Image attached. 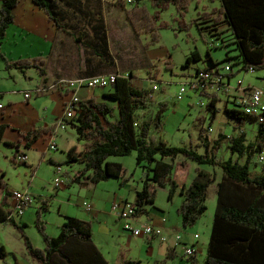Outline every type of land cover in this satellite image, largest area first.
I'll return each instance as SVG.
<instances>
[{
	"label": "trees",
	"instance_id": "1",
	"mask_svg": "<svg viewBox=\"0 0 264 264\" xmlns=\"http://www.w3.org/2000/svg\"><path fill=\"white\" fill-rule=\"evenodd\" d=\"M18 0H0V41L6 26L12 21V8ZM41 8L56 26L61 27L63 17L66 18V8L79 9L80 1L77 0H31ZM155 9L148 11L143 4L133 5L123 9L121 0L112 3L118 4L124 10L130 27L135 35L147 33L148 39L142 42V49L158 39L157 28L165 26V22H158L159 10L167 4L174 5L179 14V23L187 0H149ZM139 2V0H135ZM98 3V2H97ZM97 6L100 8L99 3ZM66 7V8H65ZM217 13L210 17L211 25L223 21L231 34L234 54H225L222 59L228 65V81L232 74V62L238 63L237 69L247 70L248 67L262 68L264 70V0H219ZM207 15L208 12H203ZM105 43V37L101 39ZM221 43L224 44L223 38ZM208 53V52H207ZM210 65L195 68L214 71L211 67L216 61L209 56ZM234 60L229 62L230 58ZM199 53L193 49L185 57V63L198 59ZM227 62V63H226ZM5 66H13L23 70L34 67L39 75L44 74L43 60L37 57L26 59L16 58L10 62L5 61ZM169 66L168 61H165ZM116 74L111 83V90L103 95L114 100L116 115L111 116V105L104 101L89 99L78 102L70 125L74 127L78 139L81 140V149L73 153L68 149L65 161L75 160L80 163L78 173L71 180L84 182H97L107 177H120L122 166L120 162L109 160V155L127 154L134 150V161L144 171L141 185L134 193L131 205V214L138 217H148L147 206L153 203L156 187L167 186V198L178 186L181 200L176 208L180 222L183 226L191 225L204 211V198L208 184L214 183L215 203L210 220V227L204 255L199 261L193 254L187 255V264H264V162L258 171L250 172L248 162L254 151L261 149L258 140L244 142V130L240 127L243 121H257L256 136L264 137V120L258 121L255 116L246 113L241 108L240 102L232 101L230 106H223V113L234 119L233 127L236 134L226 135L218 132L216 137L208 138L205 128L199 126L198 135L204 145L205 152H197L187 146L167 144L160 138H155L153 132L161 124V107L152 115H142L147 107L150 97H147L139 88L130 82L131 72ZM193 73V74H194ZM130 75V77H128ZM151 76V75H150ZM148 76V78H151ZM153 84V83H152ZM151 84V85H152ZM155 85V84H154ZM248 88V87H247ZM150 89H154L150 87ZM244 89V88H243ZM206 93L204 91H199ZM241 98L240 96H238ZM215 95L212 93L205 106L214 115ZM104 122H102L103 120ZM4 125L0 123V142L7 143L18 149L17 143L2 141ZM39 131L32 130V137ZM28 146V133L23 135ZM227 139L231 153L243 155L242 162L228 156L217 159L214 151L221 139ZM181 154L198 162L218 165L221 174L218 179L213 170L195 167V174L187 184H179L172 176L174 162L172 159ZM11 160H15L10 156ZM16 161V160H15ZM48 163L54 164L51 158H46ZM25 163V160L19 161ZM181 164V162H179ZM3 171L0 170V188L4 186ZM9 190L0 194V221H9L17 227L9 212L7 200ZM45 202V201H43ZM46 208L45 206H43ZM38 231L42 235L43 246L36 247L23 235L28 254L36 264H137V260L130 257H121L114 263H109L91 240L89 221L73 215H64L63 221L58 226L54 235L47 234L38 211L34 217ZM3 248L0 245V255ZM8 264V263H5ZM13 264H17L14 262ZM151 264H162L153 261Z\"/></svg>",
	"mask_w": 264,
	"mask_h": 264
},
{
	"label": "crops",
	"instance_id": "2",
	"mask_svg": "<svg viewBox=\"0 0 264 264\" xmlns=\"http://www.w3.org/2000/svg\"><path fill=\"white\" fill-rule=\"evenodd\" d=\"M79 1V9L65 7L68 11L66 18L63 17L61 21V28L56 26L53 20L48 18L45 12L31 0H18L12 8V21L6 26L0 41V100L3 103V108L0 109V123L4 125L2 141L17 143L18 149L15 151L13 146L4 142H0V144L2 143L8 148V152H5L8 157L14 156L17 151L25 154L24 160L29 167V176L32 182L29 179L24 189L32 195L35 191H39L38 188L32 187L33 179L37 177V172L34 174L33 172L39 163L47 162L46 158H51L59 164V161L68 157L67 150L69 148L73 149V153H77L81 149V141L75 144L72 138L73 134L65 131L66 126L63 128L55 126L56 120L63 114V103L71 92L77 95L78 102L89 99L104 101L112 106L110 117L116 115L114 100L103 95V92L111 90V84L100 87L97 96L98 92L94 89L98 86L88 87L81 84L72 87L59 81L106 72L124 74L126 72L123 70L124 67L131 72V69L137 65L139 55H142L139 49L142 48L144 39L139 41V35L133 33L122 8L111 4L112 2L107 4L105 0ZM74 2L76 3L77 0ZM97 2L100 8L97 6ZM103 37H105V43L101 41ZM209 56L214 61L210 54ZM19 57L42 59L44 74L39 75L36 69L31 66L23 68V70L13 66H5V61L10 62ZM260 77L264 78L262 74ZM250 85L252 84H247L240 92L232 91V97L227 96L228 98H226V106L230 101L238 100V96L247 95V87ZM23 90H29L27 97L23 96ZM206 93L208 94V91ZM227 95L229 94L227 93ZM70 120L72 117L66 118L65 125H70ZM32 130L39 131L35 137L29 134ZM61 130H64L66 135ZM218 132L223 133L216 131V134ZM25 133H28L27 147L24 146L26 138L23 135ZM61 135L65 136L63 144L57 138ZM49 137L54 138L55 147L65 150L66 157H59L63 154V150L58 155L54 149L48 147ZM31 152H34L32 157ZM29 156L33 159L30 160ZM110 160L120 162L122 166L120 177H107L97 182L84 183L71 180L78 173L80 163L75 160L69 161L70 166L65 172L73 184L67 180L64 181V184L67 188L65 191L66 198L69 199V196L71 198L69 200L62 199L61 195L57 194L59 185H53V189L47 190L48 193L41 196L45 202H42L40 206L47 208L48 203L46 201L48 198L57 202L56 214L59 220L56 222V230L47 233L44 226V231L47 234H56L64 215L70 214L89 221L91 240L108 262L110 260L106 254L108 255L109 249L105 246L108 241L107 238L112 237L117 231L124 233L123 239L117 236L116 245L112 248L111 253L112 262L109 263H114L123 256L137 260V264H151L153 261L160 260L162 264H187V255L183 253L182 249L184 245L193 248L192 254L195 257L196 247L203 248L205 251L208 235L205 239L193 230V225L186 227L181 222L180 234L175 232V226L166 222L164 207H158L154 204L158 188H161L165 192L167 202L169 200V204H174L176 211L181 200L178 186L171 192L169 198H167V186L156 187L153 203L147 206L148 217L138 216L136 218L144 219L160 227L159 234L148 236L132 234L123 229L122 218L110 208V203L112 200L130 202L135 191L141 185L144 171L140 167V171L135 175V169L132 168L131 171H127L126 163L121 159ZM178 162L181 164H174L172 176L178 185L185 184L187 171L183 167V159ZM56 163H49L52 165L53 173H55L54 165ZM255 171L258 170H252V172ZM122 188H125L123 190H126V193L122 192ZM6 189L9 190L10 188ZM130 191L131 194L129 195ZM1 192L2 190H0V194ZM211 192L215 193L214 183H211ZM7 200H9L8 197ZM82 201L86 202L88 208L82 204ZM30 206L39 207L31 201L15 220L11 215L15 223L27 225L26 219L29 215L33 216L34 222L36 212L33 214ZM104 213L111 215V217H106ZM208 227H210V222ZM175 234H179L178 240L175 239ZM103 239H107L106 242ZM35 242L38 245L39 242L37 240ZM0 243L4 248L3 243ZM132 247L134 250L130 252ZM154 250L157 252L155 253Z\"/></svg>",
	"mask_w": 264,
	"mask_h": 264
},
{
	"label": "rangeland",
	"instance_id": "3",
	"mask_svg": "<svg viewBox=\"0 0 264 264\" xmlns=\"http://www.w3.org/2000/svg\"><path fill=\"white\" fill-rule=\"evenodd\" d=\"M113 1L115 0H105L107 4ZM121 4L123 9L130 8L135 4H143L145 8L151 12L155 9V7L150 4L149 0H139L138 3L135 2V0H121ZM116 6L120 8L118 4ZM217 7H219V0H187L185 9L182 12L183 14L181 18L183 23L181 24L178 22L180 16L173 4L169 3L165 8L159 10V17L156 20V23L165 22L166 25L157 28L158 39L147 47L148 50H143L140 47L139 51L142 55H139L137 65L131 69L133 75L130 77L131 84L139 88L147 97H150L147 102V107L142 111H139V114L152 115L157 108L161 107V124L157 130L153 132L155 138H160L167 144L191 147L201 153L205 152V148L198 135L199 126L205 128L204 132L207 133L208 138L216 137V131H221L226 135L236 134L237 129L233 127L234 119L226 116L222 111L223 106H226L225 101L226 98H228L227 96L231 98L233 95L231 93L232 91L236 93L240 92L247 84L261 85L264 82V78L260 77L261 74L264 76V70L262 68H254L253 71H247L244 69L236 70L238 63L232 62L231 70L233 72L228 76L229 79L227 85L230 87L228 90L219 88L215 91H211L209 89L207 94L186 86L181 97L179 99L175 98L174 94L177 91L179 84L190 79L193 76L196 67L202 68L210 65L208 53L216 61L211 67L217 68L219 72H225L222 76L224 82L226 80V74L230 72L229 70H224L223 65L225 60L222 59L225 50L227 54L230 55L235 52L232 48V42H229L231 39L229 29L223 21L211 25L212 19L210 17L217 13ZM203 12H208V14L205 15ZM148 37L149 35L147 33H140L138 39L139 41H142L143 39H148ZM221 38H223L224 44L221 43ZM193 49L199 53V58L185 63L186 55ZM166 60L168 61L169 66H166ZM232 60H234V58L231 57L229 62ZM124 68L125 69L123 70L128 72V69L126 67ZM148 76L151 78H148ZM152 83L156 85L154 89H150ZM237 86H239V90L236 88ZM94 90L98 92V96L100 87H95ZM210 92L214 93L216 97V110L213 116H211V112L205 106V103L210 97ZM227 93L229 95H227ZM230 105L231 103L229 102L228 106ZM257 125V121L245 119L240 126L244 130V142L258 140L261 144V149L254 151L250 156L248 162V169L250 172H252L253 169L259 170L261 164L264 162V137L260 138L256 136ZM65 126V131L73 134V142L75 144L79 143L81 140L78 139L74 127L69 124ZM61 131L65 132L64 130ZM66 132L64 135H66ZM64 135L57 136L62 144L65 139ZM72 138L70 139L72 140ZM228 144L229 142L227 139H221L214 151L215 157L217 159H225L230 156L231 158H236L239 162H242L243 155L238 156L236 152L231 153L227 146ZM52 149H54L58 155L60 154V151L63 150L61 148L59 149V147ZM5 152H8V148L1 143L0 170L3 171L2 180L4 182V186L0 188V190H2L1 193L7 190L6 188L8 187L10 189H24L29 179L32 182V179L29 176V167L23 162L11 160ZM33 153L34 152L30 153L31 157L33 156ZM62 153L63 154H61V156L59 155V157H66L65 150H63ZM134 154V150H131L127 154L109 155L106 158L109 160L121 159L126 163L127 171H131L132 168H134V174L137 175L140 171V166L135 163ZM259 155H262V159L260 160ZM31 157L29 156L30 160L33 159ZM180 159H183V167L187 171L185 184L189 183L193 178L195 167L209 171L213 170L216 179H218L221 174V169L218 165L198 162L191 158L184 157L181 154H177L172 161L175 165H179L178 161ZM59 162L61 170L58 175L62 181L58 184L59 188L57 189V194L61 195L62 199H67L65 192L67 188L65 187L64 181L67 180L68 182H71L68 178L67 172H65L68 170L70 162H66L65 159ZM35 169L36 170H34L33 174L37 172L36 176L38 178L36 177L33 179L32 187L38 188L39 191L33 190L35 193L34 195L31 193L30 202L33 201L37 206L39 205V207H30L33 214L38 211L40 219H42L41 222L43 223V229L45 226V230L48 233L56 230V222L59 220V217L56 214L57 202L56 200L52 201L51 198H48L46 201L48 203L47 208L40 206V204L44 201L41 199V196L47 194V190L53 189L54 184L52 179L55 173L52 172V165L47 162L39 163ZM71 184H73V182H71ZM123 189L125 188H122V190ZM122 192L126 193V190H123ZM130 194L131 191L129 195ZM70 198L71 197L69 196V199ZM214 203L215 193L213 194L211 192L210 183L206 188V196L204 198L205 209L191 224L193 225V230L200 234L201 237H205V239L209 232L208 225L211 220ZM154 204L158 207H164L166 222L174 225L176 228L175 232L180 234L181 224L179 215L175 211L174 204H169V200L167 202L165 192H163L161 188H158ZM63 205L65 204L63 203ZM26 207H28V205H26L24 209ZM104 214L106 217H111V215L107 213ZM17 216L18 215L13 214L14 220ZM26 221L27 225H20L19 227L9 221H0V242L3 243L4 247L3 252L0 255V264H13L14 262L17 264H36L35 260L31 258L26 250L23 242V235H25L30 240L31 244L36 247L43 246V242L41 243L42 235L38 231L35 221L33 222L32 215H29ZM202 221L204 222L202 223ZM117 236L118 238L123 239L124 233L117 231L112 237L107 238L108 241L105 246L109 249L108 255L106 254L107 258L110 260L109 262H112L111 253L112 248L116 245L115 242ZM107 239L103 240L106 242ZM36 240L39 242L38 245L35 244ZM133 250L134 247L131 248L130 252H133ZM154 252L156 253L157 251L154 250ZM196 252V258L201 261L204 255V249L196 247Z\"/></svg>",
	"mask_w": 264,
	"mask_h": 264
},
{
	"label": "built area",
	"instance_id": "4",
	"mask_svg": "<svg viewBox=\"0 0 264 264\" xmlns=\"http://www.w3.org/2000/svg\"><path fill=\"white\" fill-rule=\"evenodd\" d=\"M223 68L227 71L228 65L224 64ZM247 71H253V68L248 67ZM224 74L225 72H219V70L209 72L207 70L199 69L193 74L190 79L183 81L179 84L174 96L176 99H179L184 93L186 86H189L196 91L205 92H207L209 89L211 91H215L219 88L228 90L230 87L227 85V80H225V82L222 80V76ZM115 76L116 74L114 72H106L92 74L88 76L61 79L59 82H62L72 87L76 85L79 86L81 84L88 87H103L108 84H111L114 81ZM151 87L155 88L156 85H154L153 83ZM236 88L238 89L239 86H237ZM28 95L29 90H23V96L27 97ZM232 101H230V103H232ZM234 101L240 102L243 111L255 116L258 121L264 120V83L261 85H251L250 87H248L247 95L241 96V98ZM77 104L78 97L77 95L71 92L68 98L63 103V114L59 119L56 120V127L63 128L65 126L66 118L74 116ZM1 108H3V103L0 100V109ZM48 147L55 148V143L51 137L48 138ZM13 157L17 161H22L25 159V154L21 151H17L14 153ZM260 159H262V155H259V160ZM54 170L55 175L52 180L54 186H57L62 181V179L58 175L61 170V167L58 163L54 165ZM8 198L10 216L13 214L20 215L24 207L30 203L31 193L26 189L12 188L9 189ZM82 204L88 208V205L85 201H82ZM110 208L116 211L118 216L122 218V228L128 230L130 233L142 234L147 236L160 233V227L153 225L144 219H136L137 217L131 214L132 209L129 202L112 200V202L110 203ZM175 239H179V234H175ZM182 249L185 255L193 253V248L190 246L184 245Z\"/></svg>",
	"mask_w": 264,
	"mask_h": 264
}]
</instances>
